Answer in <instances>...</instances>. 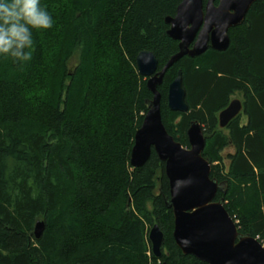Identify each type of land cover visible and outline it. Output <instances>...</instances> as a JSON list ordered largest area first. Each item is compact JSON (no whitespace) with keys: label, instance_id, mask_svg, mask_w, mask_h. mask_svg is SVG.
<instances>
[{"label":"trees","instance_id":"obj_1","mask_svg":"<svg viewBox=\"0 0 264 264\" xmlns=\"http://www.w3.org/2000/svg\"><path fill=\"white\" fill-rule=\"evenodd\" d=\"M180 2L40 0L53 27L33 33L31 61L0 58V264H204L173 241L164 164L151 150L141 167L129 165L152 99L135 59L149 51L159 71L177 53L164 19ZM227 34L224 51L208 48L167 70L157 88L160 117L185 148L189 124L201 125V155L220 185L215 201L241 236L262 245L264 0ZM178 72L186 113L167 108ZM235 97L241 113L219 128L218 114ZM153 225L163 236L159 259L147 239Z\"/></svg>","mask_w":264,"mask_h":264},{"label":"water","instance_id":"obj_2","mask_svg":"<svg viewBox=\"0 0 264 264\" xmlns=\"http://www.w3.org/2000/svg\"><path fill=\"white\" fill-rule=\"evenodd\" d=\"M253 2L206 0L203 5L202 0H181L175 15L164 19L168 26L166 36L177 42V53L159 71L151 52L142 51L135 59L137 73L146 79L152 99L146 103L147 111L134 134L129 165L141 167L151 150L164 164L169 186L166 206L173 216V241L183 255L204 264H264V247L254 238L241 236L222 201H215L220 185L210 179V165L201 155L205 145L201 125L197 121L189 124L187 148L166 132L161 122L157 88L167 70L181 58L198 57L208 48L224 51L229 44L228 31L243 23ZM166 100L170 112H187L180 72L169 84ZM241 111V102L233 99L218 114L219 128H225ZM43 231V221L37 220L33 237L39 239ZM147 239L152 255L159 259L163 236L157 225L149 229Z\"/></svg>","mask_w":264,"mask_h":264},{"label":"clouds","instance_id":"obj_3","mask_svg":"<svg viewBox=\"0 0 264 264\" xmlns=\"http://www.w3.org/2000/svg\"><path fill=\"white\" fill-rule=\"evenodd\" d=\"M52 27V16L40 0H0V58L24 66L35 51L33 33Z\"/></svg>","mask_w":264,"mask_h":264},{"label":"rangeland","instance_id":"obj_4","mask_svg":"<svg viewBox=\"0 0 264 264\" xmlns=\"http://www.w3.org/2000/svg\"><path fill=\"white\" fill-rule=\"evenodd\" d=\"M74 64H75V60H72L71 63H70V67H73ZM233 99H237L238 100V98H236V97L233 98ZM227 152H231V150H226L224 153L226 154ZM262 246L264 247V242H262Z\"/></svg>","mask_w":264,"mask_h":264},{"label":"flooded vegetation","instance_id":"obj_5","mask_svg":"<svg viewBox=\"0 0 264 264\" xmlns=\"http://www.w3.org/2000/svg\"><path fill=\"white\" fill-rule=\"evenodd\" d=\"M204 4H205V3H204ZM204 4H203V5H204ZM215 4H216V3H215Z\"/></svg>","mask_w":264,"mask_h":264}]
</instances>
